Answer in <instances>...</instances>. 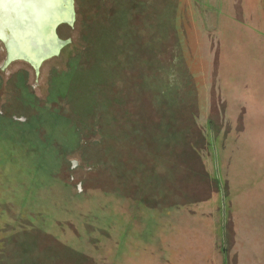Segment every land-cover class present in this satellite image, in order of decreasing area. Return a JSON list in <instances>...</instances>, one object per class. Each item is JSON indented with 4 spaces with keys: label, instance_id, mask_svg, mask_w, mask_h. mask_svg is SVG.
Listing matches in <instances>:
<instances>
[{
    "label": "rangeland",
    "instance_id": "1",
    "mask_svg": "<svg viewBox=\"0 0 264 264\" xmlns=\"http://www.w3.org/2000/svg\"><path fill=\"white\" fill-rule=\"evenodd\" d=\"M74 3L58 57L0 75L27 74L39 155L92 167L113 205L48 196L56 166L36 164L28 222L108 264H264V0Z\"/></svg>",
    "mask_w": 264,
    "mask_h": 264
},
{
    "label": "flooded vegetation",
    "instance_id": "2",
    "mask_svg": "<svg viewBox=\"0 0 264 264\" xmlns=\"http://www.w3.org/2000/svg\"><path fill=\"white\" fill-rule=\"evenodd\" d=\"M0 51H3L0 72L7 75L12 63L5 66L6 52L3 45ZM28 66L35 76L39 75L40 69L36 74V71L30 65ZM26 76V73L18 71L14 74L9 73L7 80L3 81L0 75V90L8 88L4 98V107L0 110V264H72L70 258L74 255L80 259L79 264H108V261L104 259L99 261L97 255L96 262L95 254L91 252L85 253L81 250L79 252L68 248L67 244H63L64 240H56L28 222V218L34 217L36 194L39 195L36 193V164L38 169H41V165L44 164L56 166L59 180L56 183L57 187L51 189L53 193H48V196L64 194L68 199L74 200V203L77 202L75 199L83 197L84 202H88L89 205L93 200H97L101 204L99 209L102 215L107 211L108 205H113V200L111 201L109 199L111 196L108 195L98 194L96 196L97 193L94 194L93 191H97L98 188L91 184L93 181L91 176L94 174L92 167L84 169L78 167L76 162H71L70 167L65 171L63 168L66 162H64L62 171L60 169L62 162H46L39 155L44 152V148L34 144L31 137L37 135L36 129L43 115L35 105L36 100L31 93V87L27 84ZM13 107H17L16 112L12 111ZM29 108L38 112L36 119L33 116L29 118L27 112ZM45 143L46 141L43 140L44 147H48ZM50 148L54 153H57L59 149L57 146ZM66 152L68 151L62 150V156L60 155L58 159L63 160ZM28 166L31 170H28ZM29 177L32 180L30 188ZM24 192L28 200L23 198ZM18 193L21 196V202ZM14 194L18 197L16 204H14ZM115 197L125 200L117 193ZM23 208L26 211H22Z\"/></svg>",
    "mask_w": 264,
    "mask_h": 264
},
{
    "label": "water",
    "instance_id": "3",
    "mask_svg": "<svg viewBox=\"0 0 264 264\" xmlns=\"http://www.w3.org/2000/svg\"><path fill=\"white\" fill-rule=\"evenodd\" d=\"M53 2L55 4L54 9H48L47 14L42 15L38 19L39 21L42 20V24H44L45 20L47 23L53 20L49 27V34L54 44L50 48L46 42L40 41V38L35 40L34 34L31 33L33 29L36 28V15L30 13L31 11L28 10V6L35 10L40 9L42 6L41 0H23L20 6L16 8L13 7L11 0H0V43L3 45L6 52L5 66L13 62L22 61L30 65L36 71V74H38L40 67L45 61L58 57L61 50L69 44V41L61 40L56 31L57 28L62 25L73 27L75 23L74 0H56V2L53 0ZM64 10L68 11V13L66 12L67 14L64 16L60 15ZM54 11H57L55 15ZM22 13H26L23 19L20 17ZM49 16L50 19L47 20ZM27 28L30 29L29 31L31 34V39L29 38L31 44L29 47L30 49H36L35 61L27 58L14 37L15 32L21 34ZM12 53L21 54L13 57Z\"/></svg>",
    "mask_w": 264,
    "mask_h": 264
},
{
    "label": "bare ground",
    "instance_id": "4",
    "mask_svg": "<svg viewBox=\"0 0 264 264\" xmlns=\"http://www.w3.org/2000/svg\"><path fill=\"white\" fill-rule=\"evenodd\" d=\"M22 2H23V0H11V3H12L14 8L19 7ZM41 2H42V6L40 7V9L35 10L34 8H30V6H28V10L31 11L30 13L31 14L33 13V15H36L35 16L36 28L33 29V31L31 33L34 34L35 40L37 38H40V41L46 42L48 44V46H50V48H51L54 44V41L51 40V36L49 34L50 33L49 27H50L53 20L50 22L48 21V23L45 20L44 24H42V22H41L42 20L39 21L38 19L42 15L47 14L48 9H50V10L54 9L55 4H54L53 0H41ZM55 2H56V0H55ZM33 10H35V11H33ZM55 12L57 13V11H54V15L56 14ZM66 12L68 13V11L64 10L62 13H60V15L64 16L67 14ZM25 14L26 13H22L20 17L23 19ZM49 19H50V16L47 20H49ZM22 21H24V20H22ZM29 30L30 29L27 28L21 34H19V32H15L14 37H15V40L18 41V45H19L20 49L27 56V58L29 60L35 61L36 49H30V47H29L31 44V40H30L31 34H30ZM19 55H18V53H12L13 57L19 56Z\"/></svg>",
    "mask_w": 264,
    "mask_h": 264
}]
</instances>
